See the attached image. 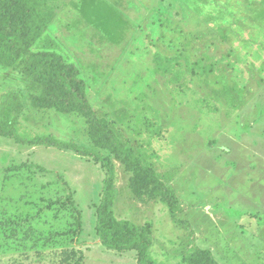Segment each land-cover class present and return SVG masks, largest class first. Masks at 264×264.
I'll use <instances>...</instances> for the list:
<instances>
[{"label": "rangeland", "instance_id": "374dc122", "mask_svg": "<svg viewBox=\"0 0 264 264\" xmlns=\"http://www.w3.org/2000/svg\"><path fill=\"white\" fill-rule=\"evenodd\" d=\"M165 3L48 0L56 37L48 44L80 70L96 113L133 145L144 142L151 164L171 177L168 184L179 204L174 215L163 202L136 195L132 171L90 142L82 116L34 106L41 86L22 68L0 65V94L20 95L15 117L22 132L51 133L111 160L110 210L138 228H150V254L158 264H182L193 246L209 249L220 264H264V0ZM156 53L180 60L204 55L203 64L216 62V70L205 84L180 65L182 80H188L184 85L170 73L155 72ZM228 53L248 63L250 72L225 65ZM232 82L244 86L236 111L221 96L222 86ZM105 175L91 155L22 145L0 135V209L39 208L36 228L44 234L63 218L59 225L68 229L75 206L82 220L78 245L86 253L84 264H134L133 251H103L97 239ZM0 264L8 262L0 258Z\"/></svg>", "mask_w": 264, "mask_h": 264}, {"label": "trees", "instance_id": "16d2710c", "mask_svg": "<svg viewBox=\"0 0 264 264\" xmlns=\"http://www.w3.org/2000/svg\"><path fill=\"white\" fill-rule=\"evenodd\" d=\"M163 1L166 6H172L175 0ZM52 17L53 9L48 5V0H0V65L22 68L27 76L41 86V94L33 100L34 106L54 107L63 114L77 113L82 116L88 125L87 136L90 142L110 151L127 170L132 171L131 182L136 195L143 198L145 194L150 199L163 202L174 215L179 204L175 192L168 184L171 177L160 174L151 164V154H146L144 142L133 145L116 130L107 117L96 113L86 95V85L79 75L80 70L49 46L48 43L56 42ZM157 38L158 35L155 39ZM40 43H47V46L40 47ZM34 47L37 48L34 50ZM203 56L192 59L186 54L180 60L177 55L174 57L156 53L154 69L165 75L170 73L175 77L174 81H181L183 77L179 73V66L185 65L192 79L198 76L206 81L216 70V62L203 64ZM225 65L235 71L246 67L250 72L248 63L235 58L231 53L227 54ZM250 75L243 78L248 79ZM262 78L261 81H264V77ZM187 82L185 79L181 81L184 85ZM243 94L244 86L237 82L222 86L221 96L226 98V105L232 111L237 110ZM21 106L18 92L4 91L0 94V135L22 145L69 149L78 155H91L100 162L106 175L94 226L98 242L104 250L133 251L136 264H158L150 254V228H138L127 219H118L110 210L114 181L111 160L106 155L89 151L74 142L62 141L51 133L32 135L26 130L22 132L15 117ZM67 200L70 199L67 197ZM57 201L62 202V199ZM49 203L46 206L53 205L52 200ZM72 208L76 211V216L68 229L60 226L66 221L63 218L53 229L47 228L44 234L36 228L41 221L38 219L39 208L33 212L31 208L26 211L19 210V207L10 211L7 206L0 209V258H5L8 264H26V260L30 264H84L86 254L78 245L82 229L81 214L75 206ZM181 261L182 264H220L209 249L197 246L190 248Z\"/></svg>", "mask_w": 264, "mask_h": 264}, {"label": "crops", "instance_id": "0c3cea01", "mask_svg": "<svg viewBox=\"0 0 264 264\" xmlns=\"http://www.w3.org/2000/svg\"><path fill=\"white\" fill-rule=\"evenodd\" d=\"M258 160L262 161L261 157H258ZM248 162H249V161H248ZM248 162H247V163H248ZM250 162H251V160H250ZM247 163H246V164H247ZM100 245H101V244H100ZM105 250H106V249H105ZM103 251H104V249H103ZM85 254H86V253H85ZM134 264H136V263H134Z\"/></svg>", "mask_w": 264, "mask_h": 264}]
</instances>
